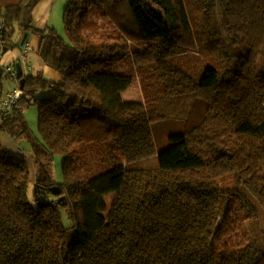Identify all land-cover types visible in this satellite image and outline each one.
Wrapping results in <instances>:
<instances>
[{
	"label": "trees",
	"instance_id": "trees-1",
	"mask_svg": "<svg viewBox=\"0 0 264 264\" xmlns=\"http://www.w3.org/2000/svg\"><path fill=\"white\" fill-rule=\"evenodd\" d=\"M39 2L0 0V264H264V0H68L65 36ZM33 32L59 81L2 66ZM191 53L215 66L170 62Z\"/></svg>",
	"mask_w": 264,
	"mask_h": 264
},
{
	"label": "rangeland",
	"instance_id": "rangeland-1",
	"mask_svg": "<svg viewBox=\"0 0 264 264\" xmlns=\"http://www.w3.org/2000/svg\"><path fill=\"white\" fill-rule=\"evenodd\" d=\"M68 0H40V2L34 7L33 9V25L43 30H49V28H54L55 31L65 36L66 35V29L63 21L64 17V10L65 6ZM41 30V31H43ZM37 33V32H35ZM34 38V39H33ZM39 38L40 35H39ZM32 42V46L30 48V55L33 59V62H36L37 58V41L35 34L30 38ZM149 40H142L140 43H135L133 48H145L149 43ZM21 47H16L10 51H8L6 54H4V61L10 62L13 60L14 57H17L18 55H21L22 50ZM40 48V47H39ZM39 55V54H38ZM3 61V60H2ZM31 62V61H30ZM172 64L182 68L186 72H189L190 74L194 75L196 79L203 73V71L208 66H215V63L209 59H206L204 57L196 56L194 53L186 54L185 56H181L180 54H173L171 56ZM130 66V65H129ZM125 68V64H124ZM45 76L52 77L49 72L53 71L56 73L57 71L54 70L52 67L47 65L44 70ZM58 73V72H57ZM6 87H10L12 84H15L14 80L7 79L5 81ZM122 96L127 101H142L143 100V94L141 90V84L139 79H135L134 82L131 84V86L122 93ZM26 118L28 120V123L33 131H37L38 126V113L36 108H30L26 113ZM182 128V122L180 121H173V120H165V121H158L155 123V134L157 136V146L159 150L164 149L166 146L169 145V138L171 134H176L181 132ZM21 146L24 148L27 154L31 152V144L28 140H25L21 142ZM18 149V152L21 153L19 148H16V151ZM57 159H60L54 162V177L56 182L58 179H61V163L62 158L57 157ZM32 176L34 175V169H32ZM33 179V177H32ZM30 188L32 191V188H34V183L31 181ZM111 196V195H110ZM109 196V197H110Z\"/></svg>",
	"mask_w": 264,
	"mask_h": 264
},
{
	"label": "crops",
	"instance_id": "crops-1",
	"mask_svg": "<svg viewBox=\"0 0 264 264\" xmlns=\"http://www.w3.org/2000/svg\"><path fill=\"white\" fill-rule=\"evenodd\" d=\"M68 3V2H67ZM67 3H66V5H67ZM65 8H66V6H65ZM35 27V26H34ZM36 29H38V30H43V29H40V28H38V27H36ZM33 34H35V37H36V41H37V58L38 59H36V62L34 63L33 62V59L31 58V55L30 54H28V58L26 59V60H24V62L26 63V61L27 60H29V62H30V65L29 66H27V70H29L30 72H38V71H42L43 73L45 72L44 70H45V67L47 66V64H45L41 59H40V57H39V47H40V44H41V38H39V35H40V37H41V34L40 33H30L29 35H28V42H29V53H30V48H31V46H32V42H31V37L33 36ZM34 39V38H33ZM18 56H21V55H18ZM17 56V57H18ZM17 57H14L13 58V60L15 59V58H17ZM3 61H2V66H5V65H8V64H10V62L8 61V62H6V61H4V59H2ZM28 62V63H29ZM27 64V63H26ZM23 70H24V72H25V65H24V67H23ZM49 74L52 76V77H48V76H46V77H48V78H51V79H53V80H55V81H59L60 79H61V77H60V75H59V73H54L53 71H50L49 72ZM45 75V74H44ZM16 85H17V83H16V81H15V84H12L11 86H10V89H12V87H16Z\"/></svg>",
	"mask_w": 264,
	"mask_h": 264
},
{
	"label": "built area",
	"instance_id": "built-area-1",
	"mask_svg": "<svg viewBox=\"0 0 264 264\" xmlns=\"http://www.w3.org/2000/svg\"><path fill=\"white\" fill-rule=\"evenodd\" d=\"M4 23L3 21H0V37H1V32L4 28ZM1 46V44H0ZM28 54H29V42H25V44L23 45V50H22V53H21V59L24 61L28 58ZM8 70H11V68H8ZM21 94V91L19 89H17L15 91V93L13 95H11L8 100H5L4 101V106L6 108H8L10 106V100H16Z\"/></svg>",
	"mask_w": 264,
	"mask_h": 264
},
{
	"label": "water",
	"instance_id": "water-1",
	"mask_svg": "<svg viewBox=\"0 0 264 264\" xmlns=\"http://www.w3.org/2000/svg\"><path fill=\"white\" fill-rule=\"evenodd\" d=\"M28 33H26L25 35H24V37H23V39H22V41H21V46H23L24 44H25V42H26V40H27V38H28ZM22 68H21V65L20 64H18L17 65V74L19 75V76H21L22 75V70H21ZM24 81H25V79H22L21 80V89H23V87H24Z\"/></svg>",
	"mask_w": 264,
	"mask_h": 264
}]
</instances>
